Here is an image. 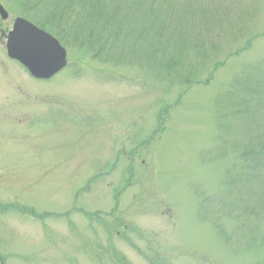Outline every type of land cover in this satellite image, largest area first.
Here are the masks:
<instances>
[{"label": "rangeland", "instance_id": "1", "mask_svg": "<svg viewBox=\"0 0 264 264\" xmlns=\"http://www.w3.org/2000/svg\"><path fill=\"white\" fill-rule=\"evenodd\" d=\"M28 1L0 0V264H264V0ZM19 17L56 77L8 56Z\"/></svg>", "mask_w": 264, "mask_h": 264}, {"label": "water", "instance_id": "2", "mask_svg": "<svg viewBox=\"0 0 264 264\" xmlns=\"http://www.w3.org/2000/svg\"><path fill=\"white\" fill-rule=\"evenodd\" d=\"M0 13L4 18L7 16L1 4ZM8 52L37 78L51 77L66 62V50L59 41L24 19L16 21L9 35Z\"/></svg>", "mask_w": 264, "mask_h": 264}, {"label": "trees", "instance_id": "3", "mask_svg": "<svg viewBox=\"0 0 264 264\" xmlns=\"http://www.w3.org/2000/svg\"><path fill=\"white\" fill-rule=\"evenodd\" d=\"M28 2H29L28 5L30 7L31 12H34V11L36 12L39 8L41 9L42 7H46V8L55 9L59 11L60 14L63 13V6H65L67 11H69L70 10L69 8L73 7L74 3H75V7L78 4V2L75 0H66L65 3L63 2V0H50L49 2H46V0H37V1L29 0ZM90 11L91 13L95 14L94 11L92 10ZM90 20L94 22L96 19H90Z\"/></svg>", "mask_w": 264, "mask_h": 264}]
</instances>
